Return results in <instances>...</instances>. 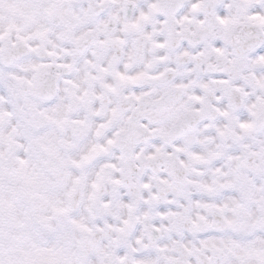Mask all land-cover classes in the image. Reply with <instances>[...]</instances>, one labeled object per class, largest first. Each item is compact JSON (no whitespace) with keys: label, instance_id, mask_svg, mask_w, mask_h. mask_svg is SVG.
<instances>
[{"label":"snow or ice","instance_id":"1","mask_svg":"<svg viewBox=\"0 0 264 264\" xmlns=\"http://www.w3.org/2000/svg\"><path fill=\"white\" fill-rule=\"evenodd\" d=\"M0 264H264V0H0Z\"/></svg>","mask_w":264,"mask_h":264}]
</instances>
